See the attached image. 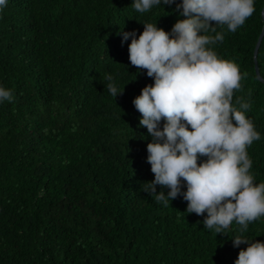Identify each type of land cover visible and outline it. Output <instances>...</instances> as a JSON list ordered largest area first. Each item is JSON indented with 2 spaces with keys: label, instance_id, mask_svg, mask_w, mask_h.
Returning <instances> with one entry per match:
<instances>
[{
  "label": "trees",
  "instance_id": "1",
  "mask_svg": "<svg viewBox=\"0 0 264 264\" xmlns=\"http://www.w3.org/2000/svg\"><path fill=\"white\" fill-rule=\"evenodd\" d=\"M175 7L140 13L133 0H7L0 8V87L13 94L0 102V264H235L247 245L234 247L233 238L264 241V216L246 231L233 221L216 234L204 216L185 211L182 197L166 207L144 191L154 179L152 137L132 101L154 80L131 65V37L122 43V33L138 37L143 23L170 32L183 18ZM263 7L254 0L235 32L216 25L223 41L208 46L243 77L232 103H250L245 115L260 134L247 147L257 185L264 183V35L263 80L254 54ZM109 75L122 95L110 94Z\"/></svg>",
  "mask_w": 264,
  "mask_h": 264
},
{
  "label": "clouds",
  "instance_id": "2",
  "mask_svg": "<svg viewBox=\"0 0 264 264\" xmlns=\"http://www.w3.org/2000/svg\"><path fill=\"white\" fill-rule=\"evenodd\" d=\"M6 4L0 0V8ZM161 4H175L183 17L170 32L143 23L138 37L136 30L122 33V43L131 37V65L154 80L132 101L141 114L140 125L152 137L147 162L154 179L144 191L166 207L182 197L185 211L204 216V227L216 234L226 235L233 221L246 231L264 216V183H254L247 153L260 134L245 115L250 103L243 97L236 99L239 107L232 103L243 78L238 67L208 46L223 41L216 25L231 32L242 26L255 11L254 0H133L140 13ZM105 79L113 97L123 94L110 75ZM4 100L11 102L13 94L0 87V102ZM201 157L206 159L198 163ZM232 242L234 247L247 245L235 264H264V241L236 236Z\"/></svg>",
  "mask_w": 264,
  "mask_h": 264
},
{
  "label": "water",
  "instance_id": "3",
  "mask_svg": "<svg viewBox=\"0 0 264 264\" xmlns=\"http://www.w3.org/2000/svg\"><path fill=\"white\" fill-rule=\"evenodd\" d=\"M262 14H263V18H264V7H263V11H262ZM263 35H264V26H263V30L259 36V39H258V42H257V45H256V48H255V54H254V58H255V62H256V73H257V76L260 80H263L262 76H261V73H260V70H259V67H258V64H257V52H258V48L260 46V43H261V40L263 38Z\"/></svg>",
  "mask_w": 264,
  "mask_h": 264
}]
</instances>
